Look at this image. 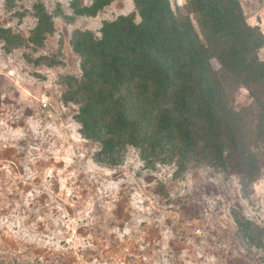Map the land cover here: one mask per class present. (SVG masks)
Here are the masks:
<instances>
[{
  "label": "rangeland",
  "instance_id": "rangeland-1",
  "mask_svg": "<svg viewBox=\"0 0 264 264\" xmlns=\"http://www.w3.org/2000/svg\"><path fill=\"white\" fill-rule=\"evenodd\" d=\"M234 2L264 38V0ZM131 15L133 0H0V264H264V78L258 100L240 86L220 106L247 110L223 167L152 144L111 164L83 135L75 40ZM252 55L264 64V44Z\"/></svg>",
  "mask_w": 264,
  "mask_h": 264
},
{
  "label": "trees",
  "instance_id": "trees-1",
  "mask_svg": "<svg viewBox=\"0 0 264 264\" xmlns=\"http://www.w3.org/2000/svg\"><path fill=\"white\" fill-rule=\"evenodd\" d=\"M91 1L99 10L114 0ZM133 1L139 23L122 16L104 23L99 38L75 40L82 77L68 100L81 106L83 135L101 142L111 164L118 146L152 144L180 146L223 167L237 146L231 123L247 110L220 106L234 104L240 86L258 100L264 64L252 54L264 44L260 29L247 25L234 0L207 11L205 0H187V13L173 11L170 0Z\"/></svg>",
  "mask_w": 264,
  "mask_h": 264
},
{
  "label": "built area",
  "instance_id": "built-area-1",
  "mask_svg": "<svg viewBox=\"0 0 264 264\" xmlns=\"http://www.w3.org/2000/svg\"><path fill=\"white\" fill-rule=\"evenodd\" d=\"M45 106H47V105H45Z\"/></svg>",
  "mask_w": 264,
  "mask_h": 264
}]
</instances>
